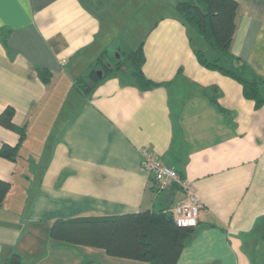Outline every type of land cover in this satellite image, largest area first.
Instances as JSON below:
<instances>
[{
    "label": "crops",
    "instance_id": "obj_1",
    "mask_svg": "<svg viewBox=\"0 0 264 264\" xmlns=\"http://www.w3.org/2000/svg\"><path fill=\"white\" fill-rule=\"evenodd\" d=\"M180 1L0 0V114L12 107L13 123L27 129L18 159L0 156V179L11 183L0 208V264L15 254L20 264L29 257L33 264H148L56 242L51 226L173 208L188 185L203 208L177 264H254L253 255L260 257L264 107L256 110L234 79L200 65L196 49L216 56L183 23ZM236 1L230 50L264 79V0ZM142 41L143 71L161 86L141 90L132 73H120L90 96L77 90L104 51L128 52ZM38 69L52 73L51 81ZM66 90L75 104L65 110ZM18 141L0 125V149ZM144 151L182 183L157 192Z\"/></svg>",
    "mask_w": 264,
    "mask_h": 264
},
{
    "label": "trees",
    "instance_id": "obj_2",
    "mask_svg": "<svg viewBox=\"0 0 264 264\" xmlns=\"http://www.w3.org/2000/svg\"><path fill=\"white\" fill-rule=\"evenodd\" d=\"M176 10L183 23L219 54L209 58L203 50L196 49L200 65L234 79L242 86L243 96L255 103L256 110L264 107V79L251 73L248 76L247 65L230 50L239 3L236 0H184L177 3ZM144 45L145 41H142L137 48L118 54L104 51L88 73L77 80V90L90 96L103 80L128 72L132 73L135 85L141 90L161 86L143 71ZM37 73L45 83L52 79V73L46 69H38ZM14 114L12 107L0 114V125L19 135L16 146L3 145L0 149V156L10 161L18 159L27 134L26 127L13 123ZM176 186L178 184L160 190L155 184L154 188L163 192ZM10 190L11 183L0 179V208ZM172 209L165 207L118 216L57 220L51 226L50 236L62 244L102 249L115 258L148 264H177L184 249L196 236L199 224L197 227H179ZM6 264H20V256L13 255Z\"/></svg>",
    "mask_w": 264,
    "mask_h": 264
},
{
    "label": "built area",
    "instance_id": "obj_3",
    "mask_svg": "<svg viewBox=\"0 0 264 264\" xmlns=\"http://www.w3.org/2000/svg\"><path fill=\"white\" fill-rule=\"evenodd\" d=\"M143 169L152 176L157 188L165 190L175 184H181L179 173L155 158L147 151L143 152ZM203 203L199 199L193 186L188 185L186 195L172 209L176 224L179 227H197L200 220Z\"/></svg>",
    "mask_w": 264,
    "mask_h": 264
},
{
    "label": "rangeland",
    "instance_id": "obj_4",
    "mask_svg": "<svg viewBox=\"0 0 264 264\" xmlns=\"http://www.w3.org/2000/svg\"><path fill=\"white\" fill-rule=\"evenodd\" d=\"M135 26H136V23H129V28L131 29L130 31H132V30H134L135 29ZM133 34V36H137V35H135V33H132ZM125 36H127V35H125ZM209 49H211L212 50V48H209ZM213 51V50H212ZM213 53H214V55L216 56V57H218L219 56V54H217L215 51H213ZM209 58H212V57H209ZM230 63H231V61H230ZM226 64H229V62H227ZM129 73V77H131V72H128ZM247 75L248 76H251V74L248 72L247 73ZM76 91V90H75ZM77 92V91H76ZM69 95V98H68V103L66 104V106H64V109L66 110L68 107H69V105H70V103H71V101H73V103H71V106H73L74 104H75V102H74V98H73V93H69V91L68 90H66V96H68ZM65 96V97H66ZM73 98V99H72ZM65 99V98H64ZM61 106H63V105H61ZM60 106V107H61ZM60 110V109H59ZM258 208V207H257ZM264 207H261L260 208V210L262 209V211L264 210L263 209ZM261 241H262V247L260 246V247H258V242H256V244H255V247H254V250L255 249H257L256 248V246L259 248L258 250H259V252H260V257L257 255V257H254V255H253V253H254V251H251V253H252V255H253V263L254 264H264V233H263V235H262V238H261ZM50 248V247H49ZM50 252V251H49ZM31 258H33V257H29V261H25L23 264H33V261H30V259ZM260 258V259H259ZM113 259H118V258H113ZM121 259V258H120ZM119 261H125L124 259L122 260H119Z\"/></svg>",
    "mask_w": 264,
    "mask_h": 264
}]
</instances>
